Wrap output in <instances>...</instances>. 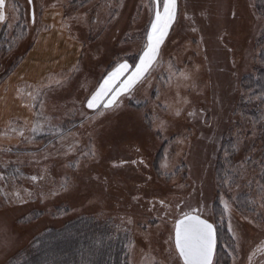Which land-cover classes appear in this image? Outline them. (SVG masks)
<instances>
[{
	"label": "rangeland",
	"instance_id": "1",
	"mask_svg": "<svg viewBox=\"0 0 264 264\" xmlns=\"http://www.w3.org/2000/svg\"><path fill=\"white\" fill-rule=\"evenodd\" d=\"M6 7L0 264L79 216L113 220L127 234L128 264H182L174 223L194 209L217 230L213 264H264V139L240 111L231 113L241 78L254 74L264 49L256 0H177L157 63L109 109L107 97L95 109L87 99L120 63L128 70L118 84L135 70L154 0ZM229 135L239 137L222 172Z\"/></svg>",
	"mask_w": 264,
	"mask_h": 264
},
{
	"label": "trees",
	"instance_id": "2",
	"mask_svg": "<svg viewBox=\"0 0 264 264\" xmlns=\"http://www.w3.org/2000/svg\"><path fill=\"white\" fill-rule=\"evenodd\" d=\"M256 5L264 14V0H256ZM19 26L18 23L16 27ZM4 35L0 33V43L6 41ZM260 40H264V31ZM257 62L258 66L254 74H247L241 78V95L235 100L231 113L236 115L240 111L245 116L244 121L247 119L251 125L260 128L259 139L262 140L264 139V49L260 51ZM238 137L229 135L222 141L223 151L228 156V158L222 157L218 163L222 172L229 166L228 159L234 153V144ZM262 154L264 157V151ZM126 235L111 219L100 221L95 216L69 218L61 225L50 226L35 236L30 247L22 250L10 264H128L124 245Z\"/></svg>",
	"mask_w": 264,
	"mask_h": 264
},
{
	"label": "snow or ice",
	"instance_id": "3",
	"mask_svg": "<svg viewBox=\"0 0 264 264\" xmlns=\"http://www.w3.org/2000/svg\"><path fill=\"white\" fill-rule=\"evenodd\" d=\"M31 2V0H29ZM155 18L151 22V28L147 32L146 43L139 56V62L135 65V70L118 84L117 81L128 70V64L120 63L110 72L99 88L87 99L86 107L95 109L98 101L108 98L104 103L105 109L119 107L120 98L130 95L135 86L147 78L160 55V46L167 35L176 16L177 0H162V11L160 10V0H154ZM5 0H0V22L5 21L4 9ZM183 75V74H182ZM184 78L188 77L184 75ZM179 114V113H177ZM99 115H103L100 112ZM35 131V129H33ZM22 135V133H21ZM3 179V177H0ZM36 180L37 177H32ZM225 211H228V204L223 201ZM194 209L193 212H198ZM216 233L212 223L207 219H202L198 214H183L182 218L175 221L174 244L183 264H213V251L215 248Z\"/></svg>",
	"mask_w": 264,
	"mask_h": 264
},
{
	"label": "water",
	"instance_id": "4",
	"mask_svg": "<svg viewBox=\"0 0 264 264\" xmlns=\"http://www.w3.org/2000/svg\"><path fill=\"white\" fill-rule=\"evenodd\" d=\"M31 16L33 17V13H32V9H31ZM187 214H198V213H194V212H189V213H187ZM198 215H200V214H198ZM201 216V215H200ZM180 218H182V216H180L179 218H177V219H180ZM201 218L202 219H207V218H205V217H203V216H201ZM176 219V220H177ZM175 220V221H176ZM208 220V219H207ZM210 223H212L210 220H208ZM213 224V223H212ZM174 226H175V223H174ZM213 226H214V229H215V233H216V228H215V225L213 224ZM173 243H174V229H173ZM216 244H217V234H216V242H215V248H214V251H213V259H214V255H215V251H216ZM174 247H175V244H174ZM178 254V253H177ZM179 256V255H178ZM180 258V257H179ZM181 260V259H180ZM181 262H182V264H183V261L181 260Z\"/></svg>",
	"mask_w": 264,
	"mask_h": 264
},
{
	"label": "crops",
	"instance_id": "5",
	"mask_svg": "<svg viewBox=\"0 0 264 264\" xmlns=\"http://www.w3.org/2000/svg\"><path fill=\"white\" fill-rule=\"evenodd\" d=\"M8 1H9V0H5V7H4V8H6V10H7V7H6V6H7V4H8ZM3 11H4V9H3ZM3 22H4V21H3ZM3 22H0V28L4 25V23H5L6 21H5L4 23H3Z\"/></svg>",
	"mask_w": 264,
	"mask_h": 264
},
{
	"label": "bare ground",
	"instance_id": "6",
	"mask_svg": "<svg viewBox=\"0 0 264 264\" xmlns=\"http://www.w3.org/2000/svg\"><path fill=\"white\" fill-rule=\"evenodd\" d=\"M0 228H1V225H0Z\"/></svg>",
	"mask_w": 264,
	"mask_h": 264
}]
</instances>
